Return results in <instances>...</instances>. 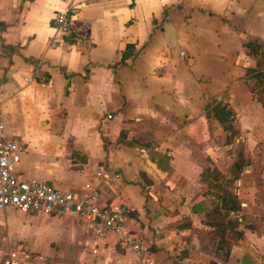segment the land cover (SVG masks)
Returning a JSON list of instances; mask_svg holds the SVG:
<instances>
[{
	"label": "crops",
	"instance_id": "1",
	"mask_svg": "<svg viewBox=\"0 0 264 264\" xmlns=\"http://www.w3.org/2000/svg\"><path fill=\"white\" fill-rule=\"evenodd\" d=\"M69 7L63 37L54 19ZM259 75L264 0H0V119L27 148L17 175L96 191L147 248L96 237L75 214L8 208L0 264L9 252L21 264H264ZM216 173L233 182L240 236L209 215Z\"/></svg>",
	"mask_w": 264,
	"mask_h": 264
},
{
	"label": "built area",
	"instance_id": "2",
	"mask_svg": "<svg viewBox=\"0 0 264 264\" xmlns=\"http://www.w3.org/2000/svg\"><path fill=\"white\" fill-rule=\"evenodd\" d=\"M73 7L57 13L54 26L63 37L70 36L72 24L70 13ZM56 40L51 42L56 47ZM28 81V79H27ZM112 118V116H108ZM27 148L22 141L5 135V125L0 119V210L14 208L24 214L62 218L75 214L86 223L88 232L102 238L114 234L128 250L143 257L147 253L141 239L130 236L125 229L124 211L98 204L96 191L81 194L63 192L56 187L34 180H24L17 175V168ZM98 176L106 178L102 172ZM27 258V257H26ZM3 264H21L17 253L9 252Z\"/></svg>",
	"mask_w": 264,
	"mask_h": 264
},
{
	"label": "trees",
	"instance_id": "3",
	"mask_svg": "<svg viewBox=\"0 0 264 264\" xmlns=\"http://www.w3.org/2000/svg\"><path fill=\"white\" fill-rule=\"evenodd\" d=\"M259 77L264 78V76L259 75ZM240 168V166H238ZM216 171H210L209 174L213 175ZM219 173H216V181L219 178ZM218 176V178H217ZM233 182L225 181V179H222L220 177V181L218 179V183L213 185V189H218L219 191H222V193H216L218 198L221 199V205H216L213 207L212 212L209 214L210 217L214 220H225L222 217H228V223L227 225L218 224V228H220L222 231L226 229H231V231H235V228L238 225V218L241 217L240 215V203L236 198V195L234 192L230 190ZM231 213H233V216H231ZM216 214V217L213 218V215ZM237 235H241L240 232L237 231ZM227 243H223L225 245Z\"/></svg>",
	"mask_w": 264,
	"mask_h": 264
},
{
	"label": "rangeland",
	"instance_id": "4",
	"mask_svg": "<svg viewBox=\"0 0 264 264\" xmlns=\"http://www.w3.org/2000/svg\"><path fill=\"white\" fill-rule=\"evenodd\" d=\"M215 193H222V191H219L218 189H216L215 190ZM216 217V214H214L213 215V218H215ZM228 217L229 216H227V217H222V218H224L225 220H227L228 219ZM225 222V221H224ZM232 232V234H231V237H237L238 235H237V231H231ZM230 233V232H229Z\"/></svg>",
	"mask_w": 264,
	"mask_h": 264
}]
</instances>
